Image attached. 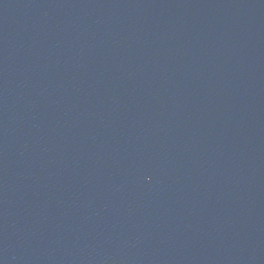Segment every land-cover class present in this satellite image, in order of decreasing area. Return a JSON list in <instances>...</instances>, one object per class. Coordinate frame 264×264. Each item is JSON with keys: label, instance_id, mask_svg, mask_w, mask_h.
Returning <instances> with one entry per match:
<instances>
[{"label": "water", "instance_id": "1", "mask_svg": "<svg viewBox=\"0 0 264 264\" xmlns=\"http://www.w3.org/2000/svg\"><path fill=\"white\" fill-rule=\"evenodd\" d=\"M0 264H264V0H0Z\"/></svg>", "mask_w": 264, "mask_h": 264}]
</instances>
